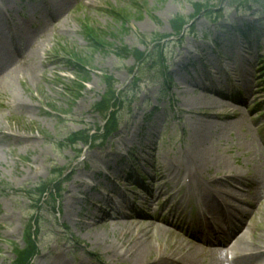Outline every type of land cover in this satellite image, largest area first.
<instances>
[{"label": "rangeland", "instance_id": "374dc122", "mask_svg": "<svg viewBox=\"0 0 264 264\" xmlns=\"http://www.w3.org/2000/svg\"><path fill=\"white\" fill-rule=\"evenodd\" d=\"M245 1L0 0V264L16 263V254L26 246L33 225L31 238L37 252L29 262L28 257L27 264H77L81 260L82 264H132L116 262L114 250L124 253L126 236L118 230L109 232L115 212L126 221H140L146 212L151 213V203L155 220L165 218L169 228L191 241L197 212L210 204L218 207L215 190L226 189L223 184L239 196L230 199L237 206L229 213L233 225L242 220L237 210L249 209L254 186L233 181L220 186L207 179L218 174L211 168L222 161L242 175L260 172L264 176V101L260 104L251 95L244 98L248 91L252 94L261 87L260 100H264V73H260L264 70V18L252 16L255 6L249 13L234 9ZM199 3L206 5L205 13L226 18L219 46L211 42L216 31L200 13ZM122 10L129 12L124 23L116 19ZM53 17L57 21H51ZM181 21H187L185 34L177 36ZM241 22L251 25L250 39L235 31ZM209 31L207 38L202 37ZM121 45L135 56L117 57L114 50ZM155 54L166 63L163 71L154 67ZM148 57L151 64L139 68V62ZM78 65L88 79L79 95L73 91ZM104 74L114 78L116 92L102 82ZM224 84L228 91L222 89ZM117 91L123 99L108 104ZM214 102L234 105L235 116L219 120L201 114L210 111ZM111 104L115 112L108 125L116 127L115 131L95 139L107 128L102 112ZM87 130H96L91 142H69L70 134ZM120 137L133 148L130 159L145 180L134 182L136 178L129 173L132 166L115 162L116 168L108 171L124 180L126 186L120 192L132 201L104 203L98 190L108 193L104 184L108 179L101 183L105 178L99 172L112 163L109 153L116 151ZM201 137L205 145L200 147ZM206 146L209 154L205 157L210 160L201 174L204 179L194 191L187 193L184 187L178 193L174 200L179 199L181 205L176 213L174 204L179 202H164L165 193L156 192V170L169 165L179 172L188 167L185 157H195V151ZM79 150L81 156L76 155ZM257 161L260 166L254 167ZM61 168L63 173L58 171ZM43 181L48 193L35 204V197L29 199L21 190ZM80 181L94 188L82 193ZM133 184L144 185L147 192ZM195 192L201 194L198 200ZM71 193L79 197V203H73ZM112 195L120 202L121 194ZM188 195L190 203L185 205ZM260 201L264 206V196ZM137 212L144 215H134ZM97 216L105 220L92 225ZM257 219L264 227V207ZM213 220L223 226L220 218ZM95 231L101 232L100 238L92 234Z\"/></svg>", "mask_w": 264, "mask_h": 264}, {"label": "bare ground", "instance_id": "6f19581e", "mask_svg": "<svg viewBox=\"0 0 264 264\" xmlns=\"http://www.w3.org/2000/svg\"><path fill=\"white\" fill-rule=\"evenodd\" d=\"M56 16L60 17L59 12ZM52 21H57V18L55 17ZM189 52L190 50H185L186 54ZM262 96L263 89L261 87L253 89L251 96L253 100L258 101V103L261 104L264 101L260 100ZM208 104L211 105L210 101H208ZM212 105L213 107L210 111H205L201 114L212 116L219 120H229V118L234 117L236 114L235 108H230L228 103L214 102ZM117 144H122L120 139H118ZM199 144L200 147L205 145L202 137L199 139ZM258 149L260 152L263 151L261 147H258ZM208 151L209 148L206 146L203 149L199 148L198 151H195V157H185L184 160H188L189 162L188 168H183L179 172L175 171L174 168L169 165L167 167L161 165L156 170L157 178L155 181H157L158 185L156 188L157 194H168L169 190L168 186H166V182H169L166 181L168 178H170V180L174 179L177 181H180L181 178H186L191 182V186L192 184L198 185L197 183L199 180L202 181L204 179L201 176L203 168L207 167L208 160H210L209 157H205V155L209 154ZM212 161H216V158ZM211 165H213L212 162ZM253 166H260L259 161L255 162ZM211 169H216L218 174L208 178L207 182L213 179L220 186L223 183L230 184L232 181L248 186L252 185L254 186L256 190L255 192L258 196L263 194L260 198H257L256 194L253 193L254 196L252 200L247 204L249 209L237 210V213L242 217L238 228L230 229L231 224L234 221L231 217H228V213L232 214L234 211L233 208H237V206H234L230 199H237L238 195H236V192H234L233 189H228V186L225 184L223 185L226 189L223 190L221 187H218L215 190V193L219 197V199H215L218 207L213 209L210 204L208 208H206L207 214L210 216L212 214L216 216L218 212L220 219L224 221V227L218 225H216L213 229L209 227V230L212 229L209 233L208 230L204 229L201 224H198L197 232H202L206 235L208 234L212 239H220L218 242L221 245L217 247L212 246L214 243L213 241H209L212 240L210 237V239L205 243L198 242L195 239L191 241L183 240L178 233L169 228L170 226L167 224L166 219L155 220V218H153L156 211L150 203L149 209H151V213L146 214V218H142L140 221H126L125 216H121L122 214L117 212L114 213L115 217L111 221V228L109 229V232L118 230L120 235L126 236L125 240L122 239L124 240L123 243L125 245V249L122 247V252L124 251V253L119 254L120 250H118V248L114 250L115 256L118 257L116 262H119L121 259L124 262L132 264H264V227L257 219L259 210L264 207L260 201L264 196L263 173L258 172L257 174L254 172H246V174L242 175L239 171H236L237 168H232L226 161H222ZM81 184L84 187V190L90 189V186L87 184L85 185L84 182L79 185ZM173 188L174 186L171 187V189ZM200 195L201 194L198 193L195 198L198 200ZM70 198L73 203L80 202L79 197H77L75 193H71ZM169 198L170 195H167L164 202H167ZM215 210H217V212ZM203 217L205 220V215ZM101 220H105V218H99L98 221L92 225L102 222ZM205 225L207 226V221H205ZM86 227H88V224ZM134 233H137L139 236H133ZM92 234L96 239L100 238L102 235L99 231H95ZM224 234L226 237L228 235L226 240L223 239ZM103 247L106 248L104 245ZM63 252L64 250L62 249L61 253L63 254ZM227 254H231V256L228 258ZM111 255L112 254H110V256Z\"/></svg>", "mask_w": 264, "mask_h": 264}, {"label": "trees", "instance_id": "16d2710c", "mask_svg": "<svg viewBox=\"0 0 264 264\" xmlns=\"http://www.w3.org/2000/svg\"><path fill=\"white\" fill-rule=\"evenodd\" d=\"M122 12H123V14L122 15H119V17H117V19H120V20L122 19L123 20V19H125V17H129L128 16L129 15L128 10H122ZM119 49L121 51L120 53H117L119 56L120 55L125 56V55H127L129 53V51L126 49L125 46H122V48H119ZM78 72L82 74V71L81 70H79ZM85 78H86L85 75H81L80 76V79L77 80L76 87H77L78 90H80L81 88H83L82 82L86 80ZM103 81L105 82V84L108 87H111L112 88V86H113V84H112L113 83V80L110 77L103 76Z\"/></svg>", "mask_w": 264, "mask_h": 264}]
</instances>
